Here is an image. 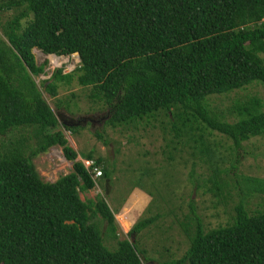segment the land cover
<instances>
[{
	"label": "trees",
	"instance_id": "16d2710c",
	"mask_svg": "<svg viewBox=\"0 0 264 264\" xmlns=\"http://www.w3.org/2000/svg\"><path fill=\"white\" fill-rule=\"evenodd\" d=\"M9 9L1 26L7 42L0 35V134H28L0 150V264H143L133 236L156 215L138 220L128 232L131 240H117L114 250L105 246L92 219L99 216L104 232L116 238L115 215L103 197L82 200L79 192L111 178L112 167L100 156H82L101 168L95 179L76 159L62 129L72 133L79 126L59 122L42 96L32 75L44 73L46 62L37 64L33 49L79 55L73 71L56 69L41 87L55 97L75 79L95 104L107 107L106 124H130L162 111L174 137L185 138L183 144L208 162L209 180L219 191L209 136L216 131L237 147L264 134V107L258 96L236 101L230 121L207 98L264 85V0H0V10ZM52 146L61 147L72 170L50 182L32 158ZM259 192L264 179L246 177L233 220L207 230L190 204V222L182 228L189 246L163 264H264V208L250 212L245 200Z\"/></svg>",
	"mask_w": 264,
	"mask_h": 264
},
{
	"label": "rangeland",
	"instance_id": "374dc122",
	"mask_svg": "<svg viewBox=\"0 0 264 264\" xmlns=\"http://www.w3.org/2000/svg\"><path fill=\"white\" fill-rule=\"evenodd\" d=\"M11 15V9L0 10V35L6 42L1 26ZM33 53L37 64L46 62L42 51L34 48ZM46 69L47 64L44 73L32 75V78L59 122L64 115L72 118L106 115L107 107L95 104L89 96V88L80 86L75 79L61 85L57 95L52 97L41 87L42 80L47 79L42 76L50 75ZM251 96H258L264 107V85L261 82L210 95L207 101L214 111L221 114L219 116L232 121L236 117L230 114L229 108L234 102ZM57 101L59 108L55 105ZM88 122L78 125L79 128L72 133L67 129L62 131L68 144L79 153L77 160L85 159L83 157L88 153L92 160L100 156L111 165L112 175L108 178L107 193L106 179L101 178L96 180L92 189L79 192L80 198L95 200L101 196L113 211L116 238L104 232V222L99 216L92 219L98 222L104 244L110 250L116 248L117 240L132 239L128 232L138 220L156 215L152 224L133 236L143 264H163L184 254L189 240L182 228L190 222V204L196 209L205 230L226 225L233 220L235 205L243 196L244 179H264V134L250 137L236 147L230 138L212 131L208 140L216 149L219 180L222 182L221 189L217 191L209 180L212 171L208 162L183 144L185 138L174 137L171 121L162 111L154 117L114 127L106 124V119ZM96 131L102 134L101 138L94 134ZM27 134V130L17 129L0 134V150ZM235 160L238 166L233 169ZM32 161L45 181H55L72 170V161L65 158L60 146L50 147L33 157ZM245 200L250 212L264 208V192L245 196Z\"/></svg>",
	"mask_w": 264,
	"mask_h": 264
},
{
	"label": "built area",
	"instance_id": "2783aa9c",
	"mask_svg": "<svg viewBox=\"0 0 264 264\" xmlns=\"http://www.w3.org/2000/svg\"><path fill=\"white\" fill-rule=\"evenodd\" d=\"M44 59L46 60L47 69L50 75L56 69H62L63 73H68L73 71L76 67V62H79V55L77 53L71 54H56V53H43ZM47 75H43L42 78H49ZM84 166L89 169L93 178H99L102 175L101 168L98 166H93V161L91 159H80Z\"/></svg>",
	"mask_w": 264,
	"mask_h": 264
},
{
	"label": "water",
	"instance_id": "95a60500",
	"mask_svg": "<svg viewBox=\"0 0 264 264\" xmlns=\"http://www.w3.org/2000/svg\"><path fill=\"white\" fill-rule=\"evenodd\" d=\"M44 88L45 87H43V89ZM108 117H109V115L107 117H104L103 120L107 119ZM91 118L94 119V116L89 115V116H80L77 118H72L68 115H66V116L64 115V117L62 118V122H63V124H65L67 126H78V125H84L87 121L92 123L93 120H91ZM105 183H106V193H107L108 192V186H107L108 179H106Z\"/></svg>",
	"mask_w": 264,
	"mask_h": 264
},
{
	"label": "flooded vegetation",
	"instance_id": "af4514ba",
	"mask_svg": "<svg viewBox=\"0 0 264 264\" xmlns=\"http://www.w3.org/2000/svg\"><path fill=\"white\" fill-rule=\"evenodd\" d=\"M105 116V115H104ZM104 116L103 115H96L95 117H94V119L93 118H91V120H93V122L92 123H94V122H96V121H99V120H102L103 118H104ZM89 123V122H88ZM91 123V122H90Z\"/></svg>",
	"mask_w": 264,
	"mask_h": 264
}]
</instances>
